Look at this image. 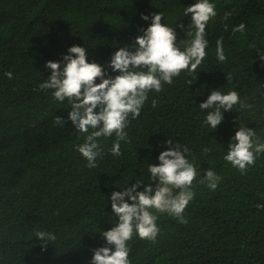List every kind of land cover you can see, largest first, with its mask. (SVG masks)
I'll return each instance as SVG.
<instances>
[{
  "label": "trees",
  "instance_id": "16d2710c",
  "mask_svg": "<svg viewBox=\"0 0 264 264\" xmlns=\"http://www.w3.org/2000/svg\"><path fill=\"white\" fill-rule=\"evenodd\" d=\"M197 2L0 0V264H91L92 250L106 246L100 235L116 220L111 194L152 183L148 164H159L168 139L187 147L186 158L197 168L195 195L184 210L188 222L165 213L157 219L155 243L134 234L131 264H264V208L256 207L264 205V153L244 174L224 160L239 127L255 130L264 143V64L256 52L264 50V0H210L217 16L206 26L208 47L195 83L188 84L192 76L184 71L161 92H150L141 115L129 117V142L121 143L120 156L110 151L115 135L100 138L104 152L96 168L77 151L85 136L68 121L67 100L39 88L50 75L46 63H62L74 45L86 49L89 63L106 66L150 26L141 15L163 13L161 23L174 29L183 24L184 30L176 28L183 49L191 39L184 9ZM225 12L232 13L227 20ZM241 23L245 31L233 33ZM221 37L223 63L216 57ZM212 90L236 91L252 107L223 112L214 131L205 123L210 110L199 108ZM57 116L67 123L57 124ZM207 169L221 177L215 191L204 180ZM37 231L56 240L42 250Z\"/></svg>",
  "mask_w": 264,
  "mask_h": 264
},
{
  "label": "clouds",
  "instance_id": "9594fccd",
  "mask_svg": "<svg viewBox=\"0 0 264 264\" xmlns=\"http://www.w3.org/2000/svg\"><path fill=\"white\" fill-rule=\"evenodd\" d=\"M189 15L191 23L187 35L191 39L183 42V49L177 46L176 28L184 30V25L177 24L174 29L161 23L163 13H152L141 15L144 21L151 19V24L147 29H141L142 35L136 37L134 45L120 47L106 66L89 63L86 49L75 45L67 50L62 63H46L45 71L50 75L39 88L51 90L56 101L67 100L70 106L68 121L85 136L77 151L87 161V167L96 168L98 158H103L100 138L115 135L111 154H122L121 143L129 142L125 131L131 122L129 117L135 120L141 115L150 92H161L164 84L172 85L173 78L184 71L192 76L188 84L195 83L199 74L197 69L204 61L208 47L206 26L217 16L216 6L210 0H198L184 9V16ZM231 15V12H225L223 19L227 20ZM245 29L246 26L241 23L232 31L243 33ZM256 52L264 64V50L256 49ZM216 57L221 63L226 60L222 37L216 41ZM106 69L117 74L110 75ZM5 75L12 79L11 72ZM230 79L227 77V80ZM97 80L100 82L97 83ZM156 104V100H153L152 107H156ZM237 104L241 110L252 107L241 102L236 91L223 94L220 90H212L199 108L202 111L210 110L207 111L205 123L216 131L223 121L222 113L231 112ZM55 122L60 125L67 123L58 116ZM165 145L168 150L158 156L159 164H148L152 183L145 186L138 181L111 194V209L116 220L110 230L100 235L106 241V246L92 250L91 264H131L128 242L135 234L141 240L155 243L160 233L157 219L165 213L180 224H187L184 210L195 195L191 189L197 177V168L186 158L189 152L187 147H182L178 142L173 145L172 139L166 140ZM202 151L207 154L210 149L205 147ZM261 153H264V143L259 142L255 130L239 127L224 160L244 174ZM204 180L207 187L215 191L221 177L207 169ZM256 207L261 209L264 205L258 204ZM35 235L42 242V250L47 248L49 242L56 240L53 233L46 231H37Z\"/></svg>",
  "mask_w": 264,
  "mask_h": 264
}]
</instances>
